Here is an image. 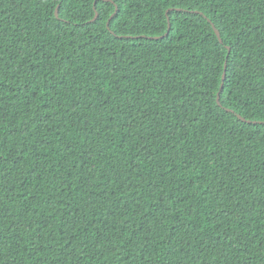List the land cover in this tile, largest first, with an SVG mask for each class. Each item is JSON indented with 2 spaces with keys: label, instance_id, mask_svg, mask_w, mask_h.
<instances>
[{
  "label": "trees",
  "instance_id": "obj_1",
  "mask_svg": "<svg viewBox=\"0 0 264 264\" xmlns=\"http://www.w3.org/2000/svg\"><path fill=\"white\" fill-rule=\"evenodd\" d=\"M0 264H264V0H0Z\"/></svg>",
  "mask_w": 264,
  "mask_h": 264
},
{
  "label": "water",
  "instance_id": "obj_2",
  "mask_svg": "<svg viewBox=\"0 0 264 264\" xmlns=\"http://www.w3.org/2000/svg\"><path fill=\"white\" fill-rule=\"evenodd\" d=\"M117 11H118V8H117ZM117 11H116V13H117ZM115 13V14H116ZM56 14H57V16H59V9L57 10V12H56ZM99 18V14L97 13L96 14V17H95V19H94V21H96L97 19ZM113 18V17H112ZM169 22H170V20H169ZM110 24V22L108 23V25ZM171 30V23H169V31ZM215 30H216V33H217V36H218V38L220 39V42L221 43H223V40H222V38H221V34H220V32L215 28ZM169 31H168V33L166 34V36L169 34ZM162 38H164V37H162ZM159 39V38H158ZM225 68H226V70H227V63H226V66H225ZM225 80H226V72H225V74H224V78H223V81L225 82ZM223 89H224V84L222 85V89H221V92L223 91ZM220 95H221V93H220ZM219 104H220V98H219ZM244 120V119H243ZM245 121V120H244Z\"/></svg>",
  "mask_w": 264,
  "mask_h": 264
}]
</instances>
